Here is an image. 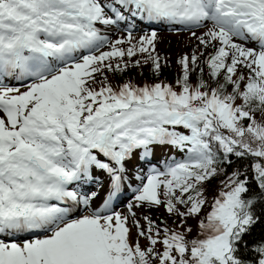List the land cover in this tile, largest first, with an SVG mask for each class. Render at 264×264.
I'll return each instance as SVG.
<instances>
[{
  "label": "snow or ice",
  "instance_id": "1",
  "mask_svg": "<svg viewBox=\"0 0 264 264\" xmlns=\"http://www.w3.org/2000/svg\"><path fill=\"white\" fill-rule=\"evenodd\" d=\"M0 264H264V0H0Z\"/></svg>",
  "mask_w": 264,
  "mask_h": 264
},
{
  "label": "rangeland",
  "instance_id": "2",
  "mask_svg": "<svg viewBox=\"0 0 264 264\" xmlns=\"http://www.w3.org/2000/svg\"><path fill=\"white\" fill-rule=\"evenodd\" d=\"M140 28H143L144 31H149V29L145 25H140ZM158 31V44L157 48L158 51L160 52L162 57L167 58V64L165 65L166 67H171L173 70L177 71L176 66H179L177 64V59L178 57L183 53L188 51V49L191 47V44L194 43V41H190L189 35L187 33H182L180 35H177L174 31L169 30L164 27H160L157 29ZM143 34L139 29L136 31V35L139 36ZM115 35H119V33L113 34V38H115ZM138 58V57H136ZM134 58V59H136ZM180 70V67H179ZM135 71H131V69L128 70V76L130 74H133ZM180 72V71H178ZM109 80L112 82L114 86L117 85V77L115 74H109ZM137 80V79H135ZM134 80V81H135ZM170 150L168 149H163V148H158L156 151V158L157 159H162ZM177 155V154H176ZM178 156V155H177ZM132 199V194L131 191H129L127 199L124 204H121L118 207V210L122 212H126V203L131 201ZM138 213H143L145 209H138ZM152 217L154 219L156 218H163L168 221V223L171 225L173 222V217H168L167 214L165 213L163 207L159 209H153V210H148ZM143 223V221H141ZM135 233V229H133V234Z\"/></svg>",
  "mask_w": 264,
  "mask_h": 264
},
{
  "label": "trees",
  "instance_id": "3",
  "mask_svg": "<svg viewBox=\"0 0 264 264\" xmlns=\"http://www.w3.org/2000/svg\"><path fill=\"white\" fill-rule=\"evenodd\" d=\"M177 71L173 70V68L166 67L163 66V71L159 77V79L161 80H166L168 82H173L174 83V78L179 74L178 71L179 70V66H176ZM131 71H135L133 72V74H130V76H128V71L125 72L123 75H118L115 74V76L117 77V84L124 81V80H135L134 82L138 83V84H143L145 82L151 83L153 82L154 79H156V77H154L150 65L149 66H145L143 68H131ZM143 73V74H141ZM193 83H195V76L193 77ZM178 156L180 155L179 153H176ZM241 163H247V161L241 162ZM229 171H231V168L229 169ZM222 179V177H218L216 179H213L209 185V196L211 197L212 195H214L216 193V190L218 188V181ZM205 211H207V209H205Z\"/></svg>",
  "mask_w": 264,
  "mask_h": 264
}]
</instances>
